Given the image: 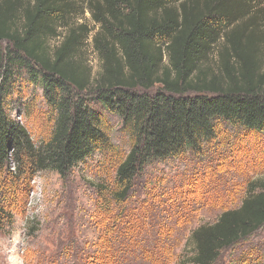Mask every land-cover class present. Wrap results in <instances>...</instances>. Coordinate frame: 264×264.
Segmentation results:
<instances>
[{"label":"trees","instance_id":"16d2710c","mask_svg":"<svg viewBox=\"0 0 264 264\" xmlns=\"http://www.w3.org/2000/svg\"><path fill=\"white\" fill-rule=\"evenodd\" d=\"M79 1L0 0V197L7 173L11 202L21 197L28 174L51 169L68 179L88 157L111 147L103 112L118 116L130 150L112 182L89 181L108 214L125 204L123 214L109 217L101 243L118 264V237L129 249L137 243L140 232L131 222L142 218L160 184L147 178L151 166L201 154L228 126L264 134V70L258 58L264 0H83L93 28L71 22ZM89 38L101 65L96 76L83 56ZM17 75L42 88L56 113L40 145L7 111ZM139 183L148 189L145 198L130 205ZM4 206L0 198V226L6 217L11 228ZM262 227L264 174L247 183L238 207L193 230L181 264H217L224 251ZM144 247H153L154 257L159 242Z\"/></svg>","mask_w":264,"mask_h":264},{"label":"rangeland","instance_id":"374dc122","mask_svg":"<svg viewBox=\"0 0 264 264\" xmlns=\"http://www.w3.org/2000/svg\"><path fill=\"white\" fill-rule=\"evenodd\" d=\"M71 22L94 27L83 0L79 1ZM57 42L52 41L51 45ZM83 56L96 76L101 65L91 38L85 42ZM211 57L209 64L213 68L216 55ZM258 58L264 70L263 44ZM16 78L18 89L13 90L7 111L40 145L48 139L56 113L44 100L42 88L29 85L19 75ZM103 113L108 119L106 130L111 147L88 157L68 179L51 169L28 174L25 183L21 181V197L11 202L7 190L12 175H5L0 198L13 224L8 228L5 217V227L0 226V264H84L86 258L89 264H113L101 247L104 227L108 220L111 222L110 216L126 211L125 204L108 214L98 205L97 192L89 181L112 182L119 160L130 150L131 139L121 129L118 116ZM147 173V178L152 176L156 182L161 179L160 184L152 189L156 195L152 196V204L144 207L142 218H138V223L131 222L140 232L137 243L129 249L130 245H123L118 237L117 249L114 246L118 264H181L189 256L187 240L193 230L215 222L225 209L238 207L247 183L264 174V134L238 133L229 126L221 128L216 141L201 154L188 153L159 162ZM142 187L139 183L131 193L130 205L145 198L148 189ZM155 239L159 250H154L151 257L154 248L144 247V243ZM217 264H264V227L224 251Z\"/></svg>","mask_w":264,"mask_h":264}]
</instances>
